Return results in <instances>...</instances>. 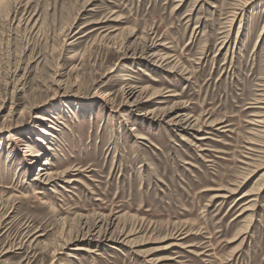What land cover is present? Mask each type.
Instances as JSON below:
<instances>
[{
  "label": "rangeland",
  "instance_id": "1",
  "mask_svg": "<svg viewBox=\"0 0 264 264\" xmlns=\"http://www.w3.org/2000/svg\"><path fill=\"white\" fill-rule=\"evenodd\" d=\"M248 1L0 0V264H264Z\"/></svg>",
  "mask_w": 264,
  "mask_h": 264
},
{
  "label": "bare ground",
  "instance_id": "2",
  "mask_svg": "<svg viewBox=\"0 0 264 264\" xmlns=\"http://www.w3.org/2000/svg\"><path fill=\"white\" fill-rule=\"evenodd\" d=\"M254 0H249L248 1V3H251V2H253ZM146 88H143V89H141L140 91H138V90H135V88H132L131 90H130V92L128 93L129 95L128 96H130V97H132V96H134L135 94H136V97H135V99H134V102L135 103H137V102H140V100H138V98L140 97V95L143 93V90H145ZM127 94V93H126ZM158 95V94H157ZM152 98H153V96H152ZM261 103H262V101H261ZM89 109L91 108L90 106L88 107ZM180 115V114H179ZM176 116L173 120H175L176 121V119L177 118H179L180 116ZM182 116V115H181ZM264 116V115H263ZM40 119H43V120H49L48 119V117H46V116H42V117H39ZM258 119V118H257ZM254 120H256V119H254ZM182 121V118H179L178 119V121L177 122H181ZM259 122H260V120H259ZM258 126V125H257ZM43 131V133H47L48 134V132L47 131H44L43 129H39V131ZM13 141H20V139L19 138H13ZM15 143V142H14ZM13 149L15 148V145L12 147ZM45 163V162H44ZM40 170V169H39ZM45 170V169H44ZM45 174V175H44ZM40 175H41V177H43V176H45L44 177V179H45V181H47V180H50V178H51V176H50V173H40ZM40 177V178H41ZM43 179V180H44ZM100 222H103L102 220H98V221H96V222H93V223H86L85 224V226H84V229L85 230H83V232H81L79 235H80V237H81V240H88V239H90V240H104V237L106 236V234L108 233L110 236H112V237H110V238H108V240H117V238H116V236L117 235H120V233H116L115 232V230H113V232L111 231V232H109V230H108V225H107V223H106V220H104V222L103 223H101L100 224ZM108 222V221H107ZM106 224V226H104ZM117 228V227H116ZM75 230V229H74ZM118 230V229H117ZM120 230V229H119ZM120 237V236H119ZM76 238H78V237H76ZM76 249H78V250H87L86 248H83V247H80V246H77L76 247ZM88 251V250H87Z\"/></svg>",
  "mask_w": 264,
  "mask_h": 264
}]
</instances>
